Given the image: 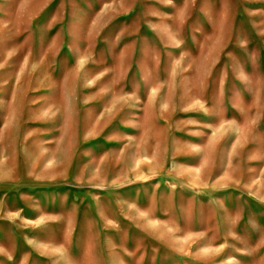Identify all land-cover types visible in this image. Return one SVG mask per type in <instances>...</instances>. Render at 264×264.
<instances>
[{"label":"rangeland","instance_id":"rangeland-1","mask_svg":"<svg viewBox=\"0 0 264 264\" xmlns=\"http://www.w3.org/2000/svg\"><path fill=\"white\" fill-rule=\"evenodd\" d=\"M0 264H264V0H0Z\"/></svg>","mask_w":264,"mask_h":264}]
</instances>
